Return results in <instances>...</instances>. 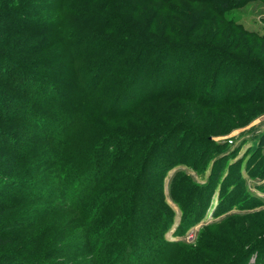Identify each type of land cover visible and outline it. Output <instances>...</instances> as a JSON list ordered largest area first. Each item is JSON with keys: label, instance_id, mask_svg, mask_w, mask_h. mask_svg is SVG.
Instances as JSON below:
<instances>
[{"label": "trees", "instance_id": "16d2710c", "mask_svg": "<svg viewBox=\"0 0 264 264\" xmlns=\"http://www.w3.org/2000/svg\"><path fill=\"white\" fill-rule=\"evenodd\" d=\"M128 1L152 4L159 0ZM183 1L185 5L178 8L181 16L200 24L201 17H209L211 10L223 13L233 0H190L192 5H187L189 0ZM240 2L242 0H235L234 6ZM44 4L46 6L48 0H0V123L4 125L0 127V264H178L175 260H180L176 259L181 255L180 249L174 252L172 243L164 239L175 216L162 196L164 176L158 181L157 203L151 198L152 193L144 186L139 187L141 176H138L131 187V201L123 217L106 214L110 204L118 198L117 194L110 192L105 198L100 193L91 200L105 178H110L123 161L136 156L137 139L128 138L132 137L129 135L127 139L120 137L98 117L131 114V110L155 97L151 90L166 101L193 99L206 107L223 106L218 97L214 101L207 98L218 87V82L207 89L209 93L207 90L204 93L200 83L203 69L219 59L218 53L207 42L189 41L195 36L188 35L186 43L168 46L133 41V45L138 43L142 47L135 56L123 53L124 44L101 63L83 61L102 51L103 42L82 35L78 27L68 21L49 25L48 15L35 8ZM101 18V11L85 16L87 22L101 21ZM104 18L102 24L107 26L114 19L106 14ZM179 25L183 26L182 32L188 31L187 23ZM55 30V35L67 40L69 51L62 56L63 68L69 73L64 74L60 82L38 78L39 72L31 71L28 65L11 56L17 50L13 51L11 46L23 47L30 39L45 37L47 32L51 35L50 31ZM11 37L19 39L8 51ZM156 48L159 52L156 58H151ZM24 49L23 53L30 51ZM38 50L39 47H35L32 53ZM161 50L168 52L166 58ZM226 60L228 64L232 62V68L238 64L232 59ZM57 70H47L46 77H54ZM218 93L220 95L221 90ZM181 120H170L169 124L173 122L175 127L169 136L185 128L187 123ZM152 127V132L147 131L141 137L145 144L159 136L158 133L169 131L160 124ZM184 133L186 139L194 135L187 130ZM158 150L154 149V154ZM161 155L148 157L143 166L152 162L164 164L167 169L170 163H185L179 156L165 160L164 154ZM17 160L30 163L22 169L16 166ZM173 181L176 184H170V191L182 211L180 223L187 224L186 212L195 211L189 200L196 199V195L187 188L181 196V179L176 177ZM202 198L200 195L198 200ZM234 200L237 202L238 196ZM58 206L62 212L73 213L71 222H75L72 217L79 215L83 222L75 223L72 237L63 229L53 230L45 241L52 246L40 251L43 235L53 228L52 225L49 229L40 226L51 214L62 213L57 211ZM138 214L141 219L136 218ZM25 232L28 233L26 238L32 236L26 242ZM147 255L157 260L150 262Z\"/></svg>", "mask_w": 264, "mask_h": 264}, {"label": "rangeland", "instance_id": "374dc122", "mask_svg": "<svg viewBox=\"0 0 264 264\" xmlns=\"http://www.w3.org/2000/svg\"><path fill=\"white\" fill-rule=\"evenodd\" d=\"M53 1L48 0L46 6L35 7L36 11L48 15L49 25L68 21L75 24L82 35L103 42L102 51L83 61L101 63L124 44L123 53L129 52L135 56L142 51L138 43L154 42L168 46L170 43H186L184 40L189 39L188 35L195 36L189 41L207 42L218 53L219 59H214L203 69L200 83L205 93L218 82V87L207 98L214 101L218 97L223 106L206 107L193 99L166 101L151 90L155 97L131 110V114L106 119L98 117L120 137L127 139L129 135L132 137L128 138L137 139L134 143L136 156L123 161L110 178H105L91 200L100 193L105 198L109 197L107 194L110 192L117 194L118 198L110 204L106 214L123 217L131 201V187L138 176H141L139 187L144 186L148 193H152L154 203L158 202L155 196L159 195L158 181L164 176V203L175 213L173 225L165 232L164 239L172 243L174 252L180 249L181 255L176 258L180 260H175V263L264 264V0H242L236 6L233 0L223 13L211 10L209 17H201L203 24L181 16L178 8L185 5L183 0H167L166 3L159 0L152 4L131 3L128 0ZM191 2L189 0L187 5H192ZM92 11L102 12L101 21L85 20V16ZM104 14L112 19L114 17L110 26L102 24ZM184 23H187L186 33L179 25ZM52 32L54 36L47 32L45 37L40 35L30 39L23 47L11 46L19 39L11 37L8 51L17 49L12 58L28 65L31 71L39 72L38 78L60 82L63 75L69 73L63 68L62 60V56L68 55L69 51L66 48L67 40L55 35L56 30L54 34ZM180 34L183 35L181 38ZM133 41L138 43L133 45ZM24 47L30 51L23 53L26 51ZM35 47H39V50L32 53ZM158 52V48L154 49L151 58H156ZM160 53L165 58L168 55L167 51L161 50ZM227 58L238 64L232 68L233 64H228ZM228 67L231 69L226 74ZM57 68L54 77H46L47 70ZM218 90L222 92L220 95ZM181 119L187 123L185 128L181 133L169 136L175 127L173 122L169 124L170 120L178 122ZM153 124L169 128L168 134L158 133L159 136L145 144L141 137L147 131H153ZM1 126L4 125L0 123ZM185 130L192 134L194 132V135L186 139ZM158 148L154 154V149ZM161 149L164 151L161 152ZM161 154H164L165 160L179 156L184 158L185 163H170L167 169H164V164L154 165L152 162L143 166L148 157H162ZM28 163L29 160L15 161L16 166L22 169ZM150 164L151 168L146 169ZM176 177L181 179L179 185L182 194L176 189L178 194L182 196L188 188L196 195V199L189 200L195 211L192 214L186 212V219H189L187 224L180 223L182 211L170 191V184H176L173 181ZM206 185L208 189H204ZM246 193H249L248 196ZM200 195L203 198L198 200ZM237 196L239 200L236 202L234 197ZM58 209L59 206L57 211H61ZM71 216L73 213L66 211L53 213L44 220L41 229H49L50 225L53 228L43 235L40 251L52 246L45 241L53 230L58 229L59 232V229H63L70 237L74 236L72 234L76 229L73 227L76 222L82 223L83 217H72L75 222H71ZM140 217L139 214L136 216L138 219ZM27 232L23 237L24 242L32 237L26 238ZM152 258L149 256L148 260H157Z\"/></svg>", "mask_w": 264, "mask_h": 264}]
</instances>
